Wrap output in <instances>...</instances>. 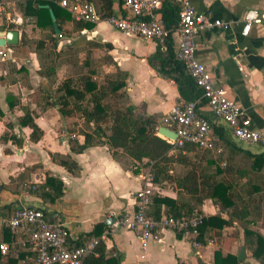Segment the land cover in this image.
Here are the masks:
<instances>
[{
    "label": "crops",
    "instance_id": "crops-1",
    "mask_svg": "<svg viewBox=\"0 0 264 264\" xmlns=\"http://www.w3.org/2000/svg\"><path fill=\"white\" fill-rule=\"evenodd\" d=\"M170 1L181 7L183 0ZM188 1L198 12L230 23L227 30H205L198 34L196 58L207 67L214 86L224 89L227 97L244 111L252 128L264 131V22L252 23L247 35L243 32L248 11H257L264 17V0ZM16 2L12 1L14 10L6 0L0 3L6 9L0 16V27L15 26L12 30L19 31L20 39L17 46L0 47L4 52L0 55V207L13 203V208L42 209L50 219L65 226L68 242L73 247L88 241L89 234L98 224H105L104 233L108 236L104 244L115 264H214L217 250L223 255L244 253L243 264H260L245 248L243 226L237 220L222 230L209 228L204 238H199V248L193 246L192 237L163 230L161 240L151 242L145 259L141 258L143 251L137 232L118 226L116 222L124 213L136 210V193L143 187L142 177L148 163L133 160L121 149L116 150V157L114 150L104 142L79 151L78 147L85 141L83 134L93 124H87L78 111L64 116L58 103L62 93L57 89L67 78L77 80L81 75L92 74L102 83L105 75L125 72L124 100L134 105L139 113L155 117L159 130L164 126L162 119L182 104L177 84L151 64L161 43L126 36L103 21L89 29L84 28L85 34L80 31L61 37L57 50L61 58L54 79L49 80L39 74L40 63L34 45L29 47L23 43L27 38L33 42L43 39L46 33L33 30L32 21L23 16ZM114 3L115 14L123 15V0H114ZM9 30L5 28L0 32ZM31 33L37 36L33 38ZM178 41L175 29L171 35L174 53ZM26 114L40 130L36 139H33V129L22 122ZM198 114L221 127L224 137L238 148L253 154L263 151L262 146L239 142L232 128L217 118L208 104H202ZM199 150L190 147L188 154L194 155ZM223 151L221 147L217 153ZM207 153L216 154L215 151ZM228 155L226 150L225 156ZM58 156L73 161L77 165L75 172L71 173L61 165ZM232 161L227 164L228 174L220 176L227 182L240 179L231 167H238L244 160ZM181 173V166L176 165L173 176L178 177ZM48 176L63 183V195L55 202L49 200L51 193L47 194L50 191L44 188ZM155 191L162 197L187 200L174 181L161 182L155 186ZM242 195L246 196L245 193ZM200 210L204 217L230 220L229 211L212 200H205ZM13 213L1 211L0 245L7 244L3 223ZM260 230L264 234V227ZM19 243L21 252L27 255L20 258L18 264L32 262L33 250L26 238H21ZM3 255L6 254L2 252ZM0 264H8L6 256Z\"/></svg>",
    "mask_w": 264,
    "mask_h": 264
},
{
    "label": "trees",
    "instance_id": "trees-1",
    "mask_svg": "<svg viewBox=\"0 0 264 264\" xmlns=\"http://www.w3.org/2000/svg\"><path fill=\"white\" fill-rule=\"evenodd\" d=\"M62 1L17 0L16 2L17 8L23 16L32 21L33 30L46 33L43 39L33 42L27 38L23 43L29 47L34 45L40 63L39 74L49 80L54 79L57 64L61 58V53L57 52L61 37L72 32H80L84 28L94 27L93 24L75 21L71 13L61 6ZM67 1L71 3L75 0ZM83 1H96L106 19L115 15L114 0ZM2 2L3 0H0V3ZM180 8L170 0L162 3L161 11L169 35L150 61L161 75L177 84L183 104L197 102L198 112V108L206 101L202 99L201 89L188 74L183 63L176 58L171 42V35L177 28ZM51 9L61 30L59 35L56 34L54 28ZM69 26L70 28H68ZM5 28L12 30L15 29V26H2L0 30ZM126 75L125 72L118 71L105 75L103 82L99 83L92 74H85L77 80L67 78L58 87L57 92L62 93L58 99L61 113L64 116H69L75 111L81 112L86 123L93 124V127L83 134L85 141L78 147V150L81 151L104 142L114 150L113 154L116 157L118 156L116 150L121 149L135 161H152L154 163L155 186L161 182L174 181L176 187L186 194L187 200H173L162 197L154 191L148 209L150 217L160 220L163 215L176 217L202 215L200 206L205 200H212L229 211L230 220L226 221L217 216H203L200 239L204 238L209 228L222 230L237 220L243 226L245 248L260 264H264V234L260 230L261 227H264V149L259 154H253L238 148L224 137L221 127L209 121L217 137L215 141L216 154L211 155L205 150H199L196 154L189 155L190 146L182 149L176 148L169 141L158 136L157 119L139 113L134 105L124 100L126 95L123 89L126 86ZM22 122L33 129V139H36L40 130L34 120L26 114ZM221 147L224 148V151L217 153ZM226 150L229 153L228 157L225 156ZM230 155L235 156L230 157ZM237 158L244 161H241V165L238 167L233 165L231 171L239 174L240 179H230L227 182L224 178H220L229 172L228 161H234ZM58 160L69 172H75L77 165L68 157L58 156ZM176 165H180L182 168V173L178 177H174L172 174ZM244 178L247 179L243 181ZM44 188L50 191L47 194L51 193L49 195L51 202H55L63 195V183L56 177L48 176ZM242 193H245L246 196H243ZM2 210L11 214L17 208H13V203H9L0 207V214ZM106 228L105 224H98L89 234L87 240L101 237ZM3 234L4 240L8 244V252L2 256L0 249V260L6 256L8 264H18L20 258L27 255L25 252H21L19 243L21 238H26V234L13 232L6 226L3 228ZM96 252L98 255L87 256L83 264H115V259L108 255L104 242L98 244ZM30 256L32 262L27 264H36L33 261L35 253H31ZM243 263H245V259L238 255H223L221 250L215 252L214 264Z\"/></svg>",
    "mask_w": 264,
    "mask_h": 264
},
{
    "label": "built area",
    "instance_id": "built-area-1",
    "mask_svg": "<svg viewBox=\"0 0 264 264\" xmlns=\"http://www.w3.org/2000/svg\"><path fill=\"white\" fill-rule=\"evenodd\" d=\"M162 2V0H123L124 14H115L109 19L105 18L96 1L75 0L70 3L63 0L61 6L71 13L75 21L93 25L106 21L126 36L157 40L162 44L169 35L161 11ZM5 11V6L0 4V16ZM244 20L246 25L243 32L247 35L251 24L263 23L264 17L257 11H248ZM229 25L228 21L213 19L205 13L198 12L190 1L183 0L176 28L179 41L175 55L201 89L202 99L206 101L217 118L232 128L234 137L241 143L264 147V131L252 128L251 120L245 116L244 111L227 97L224 89L214 86L207 67L196 58L198 34L205 30H227ZM86 32V29L81 31L82 34ZM0 55H4V52L0 51ZM162 122L165 127L177 134L175 141L166 139L176 148L190 146L200 150L215 151L217 137L211 123L198 114L197 102L175 106L162 119ZM147 163L142 177L143 187L136 193V210L121 215L116 225L137 232L143 251L142 259L146 257L145 252L149 244L161 240L163 230H172L192 237L193 246L199 248L203 215L190 217L163 215L160 220L148 215L155 191V173L154 163L152 161ZM4 226L13 232L26 234V243L35 253L36 264H83L87 256L98 255L96 247L108 236V233H103L99 238H93L73 247L68 242V232L62 223L51 221L43 210L29 206L18 207L3 223ZM0 249L6 254L8 245L3 243Z\"/></svg>",
    "mask_w": 264,
    "mask_h": 264
},
{
    "label": "water",
    "instance_id": "water-1",
    "mask_svg": "<svg viewBox=\"0 0 264 264\" xmlns=\"http://www.w3.org/2000/svg\"><path fill=\"white\" fill-rule=\"evenodd\" d=\"M50 13L53 19L56 34L59 35L61 33V30L59 29V25L56 22L55 14L52 9L50 10ZM19 42H20V39H19L18 30H9L6 33L0 32V47L17 46ZM158 134L170 141H175L177 139V134L174 131H172L170 128L165 127V126L159 128ZM243 256H244V253H241L240 257L243 258Z\"/></svg>",
    "mask_w": 264,
    "mask_h": 264
},
{
    "label": "rangeland",
    "instance_id": "rangeland-1",
    "mask_svg": "<svg viewBox=\"0 0 264 264\" xmlns=\"http://www.w3.org/2000/svg\"><path fill=\"white\" fill-rule=\"evenodd\" d=\"M6 1H7V3L10 5V9H11V10H14V5H15V4L12 3L13 0H6ZM15 1H16V0H14V2H15ZM27 35H28V34H27ZM29 35H31L33 38H34V36H37L36 33H31V34H29ZM81 72H82V71H81ZM81 72H80V73H81ZM159 136H161V135H159Z\"/></svg>",
    "mask_w": 264,
    "mask_h": 264
}]
</instances>
